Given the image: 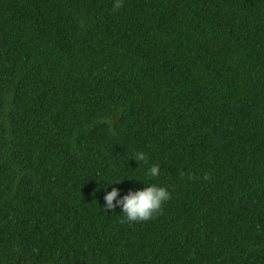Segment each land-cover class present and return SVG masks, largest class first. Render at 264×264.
<instances>
[{
    "label": "trees",
    "instance_id": "obj_1",
    "mask_svg": "<svg viewBox=\"0 0 264 264\" xmlns=\"http://www.w3.org/2000/svg\"><path fill=\"white\" fill-rule=\"evenodd\" d=\"M113 3L0 0V264H264V0Z\"/></svg>",
    "mask_w": 264,
    "mask_h": 264
},
{
    "label": "clouds",
    "instance_id": "obj_2",
    "mask_svg": "<svg viewBox=\"0 0 264 264\" xmlns=\"http://www.w3.org/2000/svg\"><path fill=\"white\" fill-rule=\"evenodd\" d=\"M121 7L122 0H114V10H118ZM132 158L136 162L146 161L143 151H137ZM159 173V165L155 164L146 170V175L150 178L158 176ZM117 194L118 190L115 187H112L110 191H106L103 196V208L112 210L118 207L120 213L123 214V220L126 222H140L151 219L154 214L161 210L162 204L170 198V193L165 187L151 183L135 190L129 189L126 194L118 199ZM114 200L115 204L113 203Z\"/></svg>",
    "mask_w": 264,
    "mask_h": 264
}]
</instances>
